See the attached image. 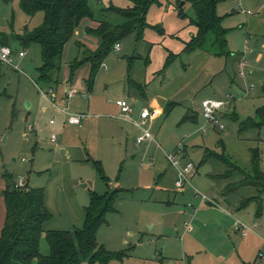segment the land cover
I'll use <instances>...</instances> for the list:
<instances>
[{"label":"rangeland","instance_id":"rangeland-1","mask_svg":"<svg viewBox=\"0 0 264 264\" xmlns=\"http://www.w3.org/2000/svg\"><path fill=\"white\" fill-rule=\"evenodd\" d=\"M183 2L161 0L154 4L147 14L149 27L143 37L134 31L120 42V51L113 49L95 75L90 91L86 81L91 65H82L73 76L69 66L101 44L98 36L86 32L87 27L125 22L120 15L102 10L111 4L131 7L129 0L90 2L96 23L84 20L66 44L62 58L56 61L59 71L53 78L58 84L39 81L42 52L38 44L24 50L26 57L17 58L15 67L0 66V235L6 216L3 191L9 177L10 182L23 180L29 188L44 192L51 217L43 225L40 238L43 256L50 254L46 231L83 229L92 196H102L111 189L121 191L96 239L109 252L126 253L122 261L112 264H233L243 257L261 264L255 258L264 247V194L263 211L258 216L257 202L242 207L245 200L257 195L256 190H228L230 184L239 182L238 173L224 179L227 166L219 157L203 160L208 150L250 172L251 149L259 148L264 173V128L242 130L241 126L264 105V0H218L217 15L227 31L224 53L211 41L201 50L185 51L197 27L192 22L196 18L193 7ZM180 8L185 17L180 15ZM43 20V12L35 16L24 13L19 0H0V33L21 35L25 28L32 31L41 26ZM12 46L16 56L23 50L19 44ZM243 59L248 66L241 74ZM50 89L56 91V109L41 95L43 92L50 99ZM68 90L86 94L91 104L81 126L69 125L67 114L61 110L67 103L61 106L60 99ZM121 99L131 101L134 113L129 122L119 117L117 101ZM206 99L230 102L231 110L224 108L218 116L224 130L213 129L205 120L202 103ZM169 104L174 106L166 115ZM144 108L150 111L145 128L156 141L137 145L140 130L133 121ZM51 119H55V125L50 124ZM53 134L57 136L55 142L51 140ZM180 144L188 148L189 159L199 168L192 185L209 201L215 200L208 206L212 208L209 212L215 215V210H227L233 216L221 213L213 222L205 221L210 222L212 231L207 234L202 230L206 235H197L198 243L209 236L215 242L213 248L199 246L198 250H188L187 255L180 240L185 222L174 200L180 194L175 188L177 178L166 158V153H173ZM236 221L259 228H253L254 234L248 231V238L242 239L233 233ZM244 249H249L248 253ZM224 256L226 261L221 258Z\"/></svg>","mask_w":264,"mask_h":264},{"label":"trees","instance_id":"trees-1","mask_svg":"<svg viewBox=\"0 0 264 264\" xmlns=\"http://www.w3.org/2000/svg\"><path fill=\"white\" fill-rule=\"evenodd\" d=\"M8 3L12 0H3ZM92 0H19L21 10L29 16L38 12L44 13L41 26L29 31L25 28L21 35L0 33V43L10 46L19 44L26 50L33 44H38L42 52V66L39 68V81L46 85L57 83L53 78L59 71L56 61L62 58L66 44L72 39L76 29L84 20L96 23L95 13L91 9ZM100 1V0H97ZM131 7L119 8L111 4L102 12L120 15L125 19L121 25H112L100 22L98 25L89 26L86 32L98 36L101 44L81 60H75L71 65V75L84 64L89 63L90 76L86 81L89 90L94 85V77L102 67L104 60L113 51L116 44L123 41L134 31L142 38L144 30L149 27L147 14L154 4L161 0H129ZM168 1V0H166ZM193 7L197 27L195 34L185 46L187 53L203 49L207 42L218 46L222 53L227 47V31L223 28L222 17L217 15L218 0H180ZM180 15L185 17L183 8ZM212 39V40H210ZM1 66V65H0ZM131 66V65H130ZM130 70V67H129ZM264 91V87H263ZM169 104L165 114L169 115L173 109ZM236 117V116H235ZM238 118L236 117L235 120ZM242 130L248 128H264V105L256 110L254 118H249L241 123ZM205 151L203 162L213 156L219 157L227 166V171L222 178L231 179L238 173L240 180L229 185L228 190L242 187H253L257 195L242 203L245 207L250 201L257 202V215L263 211L262 195L264 194V173L261 170V154L259 148L251 149V170L246 172L235 166L225 157ZM208 153V154H207ZM98 163H96L97 165ZM102 179L107 182L101 168H98ZM6 189L3 191L6 216L0 235V264H82L88 261L91 264H112L114 260L122 261L126 253L116 255L100 246L96 239L99 227L105 222L106 215L113 210V205L121 190H108L106 194L92 196L91 204L86 209L85 226L74 232L46 231V240L50 254H40V238L44 233L43 225L50 219V214L44 204L42 189H23L16 187V182H10L6 177ZM121 257V258H120Z\"/></svg>","mask_w":264,"mask_h":264},{"label":"built area","instance_id":"built-area-1","mask_svg":"<svg viewBox=\"0 0 264 264\" xmlns=\"http://www.w3.org/2000/svg\"><path fill=\"white\" fill-rule=\"evenodd\" d=\"M250 13V12H249ZM114 49L116 51L121 50V44L118 43L115 45ZM26 57V51L20 50L16 56L14 53V50L10 46L2 45L0 43V65H8V66H14L15 67V60L18 59H23ZM244 58V57H243ZM104 65H102L103 67ZM248 66L247 62L243 59L241 62V74H244V70ZM105 70H107V67H105ZM50 99L48 98L49 95L44 94L41 92V95L45 98H47L52 106L54 108H58L56 105V94L55 90L50 89ZM79 93L74 92L73 90H69L66 93V98L65 100L68 101L71 98H74L78 96ZM82 97L86 98L85 95H81ZM230 105L229 101L225 100H215V99H206L203 101L202 106H203V116L207 123L211 125L213 129H219V130H224L225 126L224 124L219 120V115L223 111L224 108H229L228 106ZM117 106L120 108V115L119 117L122 118L124 121L129 122L132 119V115L134 113L133 107L130 103L129 100L127 99H121L117 101ZM64 113L67 114V122L70 125H76V126H81L82 122L86 119L87 115L86 114H81V113H75V114H70L65 110L64 108L61 109ZM150 118V111L146 108H144L139 115V119L134 120L133 124L140 129L141 135L137 138V143L138 144H143L147 140L150 141H155V138L152 134L151 131L145 128L147 124V119ZM50 124L54 125L55 124V119L50 120ZM28 129L30 131H33V126H29ZM52 142H55L57 140V136L53 134L51 136ZM182 156H184V146L181 144L178 146L173 153L166 154V158L169 161V163L176 169L177 171V180L175 182V186L178 190H183L187 185H191L192 179L197 175V166L191 162V161H186L184 162L182 160ZM23 161H25L23 159ZM17 188L23 189L26 187V184L23 180L20 182H17L16 184ZM195 192L200 196L202 202H210L211 204H215L213 201H209V199L205 196L202 195L198 190H195ZM236 224L242 230V234L245 236L248 231H253V228L258 229L259 226L255 224L253 227H248L245 226L243 223L236 221ZM258 261L261 264H264V249L261 250L258 254L257 257Z\"/></svg>","mask_w":264,"mask_h":264},{"label":"crops","instance_id":"crops-1","mask_svg":"<svg viewBox=\"0 0 264 264\" xmlns=\"http://www.w3.org/2000/svg\"><path fill=\"white\" fill-rule=\"evenodd\" d=\"M243 57L245 58V55ZM69 68H70V66H69ZM55 80H57V78ZM57 84H58V82H57ZM66 93H65V96H62V98L60 99V101L62 102V103H60L61 106H65V104L67 103L66 106L64 107L65 110H67V111L70 110V111H73L74 113H81V114L88 115L87 113L91 110V104L86 101L87 100V95L86 94H79L78 96H76L74 98H71L70 100L66 101L65 100ZM81 95H85L86 98L82 97ZM77 97H80L79 98L80 100H78ZM75 98H77L76 101H74ZM56 100H57V96H56ZM130 103H131V101H130ZM146 109H148V108H146ZM229 109L231 110V107H229ZM119 110H120V108H119ZM61 118H62L63 121L65 120L63 116H61ZM137 119H139V115H138ZM55 124H56V122H55ZM133 126L136 127L135 125H133ZM137 130L139 131L140 129L138 128ZM140 135H141V131H140V133L136 137V144L137 145H143L145 143V142L143 144H138L137 143V138ZM147 141H149L148 143H150V142H154L155 143L156 140L155 141L147 140ZM158 146L161 148L160 145H158ZM166 154H170V153H166ZM189 158H190L189 150H188V148L186 146H184V156H182V160L184 162L191 161ZM171 167L173 168V170L175 172V179H176L177 178V171H176V169L172 165H171ZM197 172H199V168L198 167H197ZM187 187H188V190H186ZM175 188H176V186H175ZM195 190H197V189L192 185V181H191V185H187L185 188H183V190H178L177 189V192H180V194H176L175 199H174L175 202H177L176 207L178 208V210H177L178 211V215L180 217H182L184 219V222H185L184 223L185 229L182 231L183 233H182V236L180 237V240L182 242V249H183V251H185V255H187L186 252L188 250H198L197 248H199V246L202 247V248H204V247L213 248V245H214L215 242H214V240L212 238H209V236H206L205 237V240L201 241V243H198V240L199 239L197 238V235L202 234L203 233L202 230H205L206 229L207 230V234L210 231H212L211 226L208 224L210 222H205V221H211V222H213L212 219L217 218L219 216V214H221V213L226 214L229 218H233V216H231L232 213L231 212H227V210L226 211L224 210V212L219 211V210H215V213H216L215 215H213L212 212L210 213L209 210L212 209V208H208V206L211 207L212 204L210 202H208V201L207 202H202L200 196H198V194L195 192ZM213 202H215V200H213ZM229 208L230 207L227 208L228 211L230 210ZM201 220L203 222H201ZM195 223H197V225H194ZM205 223H206V225H205ZM171 226H173V225H171ZM208 227H210V228H208ZM218 230L219 231H222V229L220 227L218 228ZM166 231L169 232V230L167 228H165V232ZM233 231H234L233 233L236 236L239 235L242 239H247L248 238L247 235L250 232L252 234L255 233L253 231H250L249 233H246V235L244 236L242 234V230H240V228L238 227V225L236 224V222H234ZM171 232L172 231H170V233ZM176 233H177V235L179 234V232H176ZM202 235L204 236L206 234H202ZM234 239H236V238H234ZM244 241L245 240H243V243H244ZM263 249H264V247H262L261 249H259L258 252H260ZM248 250L249 249H244V252L245 253H248ZM205 251L208 252L209 250H206L205 249ZM258 252H257V254L255 253L256 254L255 261H257V257H258V254H259ZM221 258L225 259V261L227 260V256H224V257H221ZM239 261H240V264H252V262L250 261V259L248 257H246V258L245 257L239 258ZM238 262H234L233 264H238Z\"/></svg>","mask_w":264,"mask_h":264},{"label":"water","instance_id":"water-1","mask_svg":"<svg viewBox=\"0 0 264 264\" xmlns=\"http://www.w3.org/2000/svg\"><path fill=\"white\" fill-rule=\"evenodd\" d=\"M185 3L183 2L182 5H184Z\"/></svg>","mask_w":264,"mask_h":264}]
</instances>
